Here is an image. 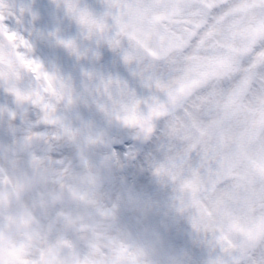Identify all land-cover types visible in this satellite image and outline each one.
<instances>
[{"label": "snow or ice", "instance_id": "snow-or-ice-1", "mask_svg": "<svg viewBox=\"0 0 264 264\" xmlns=\"http://www.w3.org/2000/svg\"><path fill=\"white\" fill-rule=\"evenodd\" d=\"M0 264H264V0H0Z\"/></svg>", "mask_w": 264, "mask_h": 264}, {"label": "rangeland", "instance_id": "rangeland-1", "mask_svg": "<svg viewBox=\"0 0 264 264\" xmlns=\"http://www.w3.org/2000/svg\"><path fill=\"white\" fill-rule=\"evenodd\" d=\"M23 192H25V191L24 190H21L19 196L15 198L17 202H22L23 201V199L25 197V195L24 196L22 195ZM19 199H20V201H18ZM81 204H82V202L78 198H74L73 199L72 205L69 206V209L71 211V215L73 214V217H72V221L68 223V225L66 227V230L71 235H73L75 237H78V238L86 237V238H88L89 236L92 235L93 227L94 226H93L92 222H90L89 227H88L87 226L88 223H85L84 220L89 219V218H87V216L84 215L82 211H77L78 206L81 205ZM22 214H23V218H24V216H26L27 218L32 219L33 222H37L36 219L33 216H31V214L26 209H23L22 208ZM21 220L18 223L17 222H14V227L13 228L17 227L18 224L21 223ZM71 225H74L75 226L76 234L71 233V230H70V226ZM7 234H8V232L3 233L2 238L4 240L7 239L6 238L7 237ZM16 237H19L20 240H21V242L24 244V238H23L24 237V232L23 231H21V230L14 231L13 232V235L10 237L9 241L15 239Z\"/></svg>", "mask_w": 264, "mask_h": 264}, {"label": "bare ground", "instance_id": "bare-ground-1", "mask_svg": "<svg viewBox=\"0 0 264 264\" xmlns=\"http://www.w3.org/2000/svg\"><path fill=\"white\" fill-rule=\"evenodd\" d=\"M12 203H13L12 199L7 200L5 202V205H4L5 209L7 210L9 207H11ZM72 217H73V214L71 215L69 208L66 207L59 217L60 222L64 225L65 229H66V225L72 221ZM84 222L88 223L87 226L89 227V224L92 221H90L89 219H86V220H84ZM36 223L37 222H33L32 219L26 217L21 221V223L18 225V227L14 228V230L16 229V231L21 230L24 232V237H23L24 238V244L23 245L25 246L26 251H32V250L40 247L42 244H44L46 242V237L39 236V235H36L33 233V228H34V225ZM72 230L75 231V227H72ZM50 232H51V229H49V234H50ZM12 233L13 232H9L8 237H10L12 235ZM80 239L86 240L87 238L81 237ZM8 240L9 239H5V241H8Z\"/></svg>", "mask_w": 264, "mask_h": 264}]
</instances>
